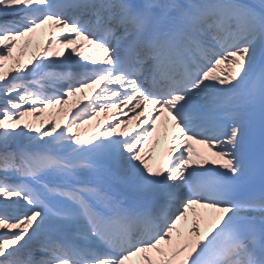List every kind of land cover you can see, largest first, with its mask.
I'll list each match as a JSON object with an SVG mask.
<instances>
[{
    "label": "snow or ice",
    "instance_id": "snow-or-ice-1",
    "mask_svg": "<svg viewBox=\"0 0 264 264\" xmlns=\"http://www.w3.org/2000/svg\"><path fill=\"white\" fill-rule=\"evenodd\" d=\"M0 264H264V0H0Z\"/></svg>",
    "mask_w": 264,
    "mask_h": 264
},
{
    "label": "bare ground",
    "instance_id": "bare-ground-1",
    "mask_svg": "<svg viewBox=\"0 0 264 264\" xmlns=\"http://www.w3.org/2000/svg\"><path fill=\"white\" fill-rule=\"evenodd\" d=\"M73 100H77V97H73ZM85 127H86V129L91 130V126H85Z\"/></svg>",
    "mask_w": 264,
    "mask_h": 264
},
{
    "label": "rangeland",
    "instance_id": "rangeland-1",
    "mask_svg": "<svg viewBox=\"0 0 264 264\" xmlns=\"http://www.w3.org/2000/svg\"><path fill=\"white\" fill-rule=\"evenodd\" d=\"M47 118V117H46Z\"/></svg>",
    "mask_w": 264,
    "mask_h": 264
}]
</instances>
